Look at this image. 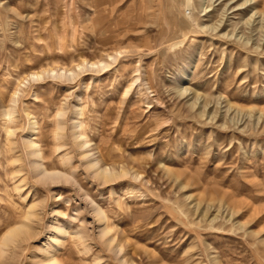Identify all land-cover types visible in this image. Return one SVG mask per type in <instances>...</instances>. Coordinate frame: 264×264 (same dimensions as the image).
<instances>
[{
    "label": "rangeland",
    "instance_id": "rangeland-1",
    "mask_svg": "<svg viewBox=\"0 0 264 264\" xmlns=\"http://www.w3.org/2000/svg\"><path fill=\"white\" fill-rule=\"evenodd\" d=\"M0 264H264V0H0Z\"/></svg>",
    "mask_w": 264,
    "mask_h": 264
},
{
    "label": "bare ground",
    "instance_id": "bare-ground-1",
    "mask_svg": "<svg viewBox=\"0 0 264 264\" xmlns=\"http://www.w3.org/2000/svg\"><path fill=\"white\" fill-rule=\"evenodd\" d=\"M105 66H106V63L103 61H100V62H82L76 66L77 71L75 69H67V70L62 69V70H58V71L50 70V71H47V75L50 74L51 76H54V78H57V79H62V78L65 79L66 78L67 80H73V79H75V77H77V75L79 73H82L85 71H90V70H98V69L103 68ZM42 76L43 75L40 73H35V74H32L30 77H31V80H35V79L42 78ZM15 97H17V95H15ZM12 102H14V101H12ZM80 115H81V110L77 109V111L75 112L74 120H78L76 118V116L78 117ZM5 116L9 117L10 115L8 112H7V114L5 112ZM59 123H60V121H59ZM59 123H58L59 129H57V130L62 131L63 129L61 128V126L63 127V125H61ZM80 129H81L80 122H77L76 124H74L72 136H73V139L76 143L77 148L81 151V153H80L81 158L86 161L87 169L92 172L93 176L97 180L103 182V184L109 183V182L113 181L115 178L119 177L117 175V173L113 172L109 168H103V167L99 166V162H98L97 158H94V155L91 154L90 150L88 151V148H90V145H89L90 143L83 137V134L81 133ZM35 133H36V130L33 131L32 135H34ZM28 145L31 148H35V149L38 148V145L36 143H34L32 140L28 142ZM31 156H33L35 159L34 162L32 163V168H33L34 172L37 174V176L42 181H44V182L50 181L51 184H54V183L58 182L59 180L63 179V177L59 176L58 173L48 171L47 169H45L43 167V165H41L37 161V159L40 156L39 150L32 151ZM33 210H34V206H30L27 210L26 215H25L24 220L26 222L25 223L22 222V224H20L18 226H14L5 234V236H3L4 237L3 238V245L5 247H8L10 244L15 243L17 241V239L20 238L21 236L28 234L29 224H27V223L28 222L30 223L31 220L36 217ZM93 213L95 214V216L98 218L99 221L103 220V214L99 209L94 208ZM58 230L61 231V229H58ZM106 232H107L106 229L101 231V233H100L101 237H103L106 234ZM109 243H111V241H109ZM109 247H111V246H109Z\"/></svg>",
    "mask_w": 264,
    "mask_h": 264
}]
</instances>
